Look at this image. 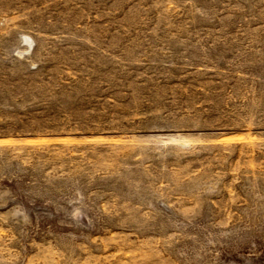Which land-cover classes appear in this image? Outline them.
<instances>
[{"label":"rangeland","instance_id":"obj_1","mask_svg":"<svg viewBox=\"0 0 264 264\" xmlns=\"http://www.w3.org/2000/svg\"><path fill=\"white\" fill-rule=\"evenodd\" d=\"M0 264H264V0H0Z\"/></svg>","mask_w":264,"mask_h":264}]
</instances>
